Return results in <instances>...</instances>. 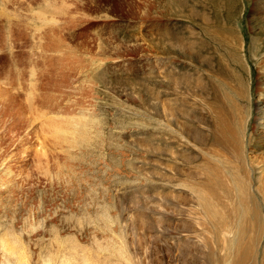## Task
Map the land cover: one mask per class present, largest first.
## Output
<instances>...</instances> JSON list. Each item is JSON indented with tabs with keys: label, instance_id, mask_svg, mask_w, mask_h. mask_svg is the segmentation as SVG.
<instances>
[{
	"label": "rangeland",
	"instance_id": "rangeland-1",
	"mask_svg": "<svg viewBox=\"0 0 264 264\" xmlns=\"http://www.w3.org/2000/svg\"><path fill=\"white\" fill-rule=\"evenodd\" d=\"M216 169L264 192V0H0V264H211Z\"/></svg>",
	"mask_w": 264,
	"mask_h": 264
},
{
	"label": "bare ground",
	"instance_id": "bare-ground-1",
	"mask_svg": "<svg viewBox=\"0 0 264 264\" xmlns=\"http://www.w3.org/2000/svg\"><path fill=\"white\" fill-rule=\"evenodd\" d=\"M235 135L234 137H236ZM235 150L238 151V148L237 149L235 148ZM241 156L242 155L240 153V157ZM215 157L214 158L212 157V159H215L216 161L219 162V160H217V158ZM225 170L226 169H224V171ZM236 170L240 175L244 176L247 174L246 166L239 167ZM256 171H260V168H257ZM225 172L223 173L220 170L216 169L214 176L213 177L210 176L209 178L208 187H205V192H207L208 195L213 196L215 199H217L216 198L218 194L217 189L218 188L219 190L220 188L223 189L222 191L224 192V196L226 200L228 201V202H225L224 206H227V207H224V210H222L223 213H219L215 210H214L215 213L213 212L212 202H211L212 200H208L204 196H201L200 199L198 200V202L200 203V209H201L199 220L202 221L206 226H208V228L211 230L210 233L212 232V236L215 235L216 237L217 235V238L214 239V247L220 250V254L221 253L223 254V255L221 254L222 255L221 256L217 254L216 253L217 250H215L212 253L214 252L216 253L217 261L213 259L214 257L213 258L210 257V258L213 259V261L215 260L214 262L218 264L220 263L222 264H264V253L260 254L259 257L256 256L257 249L260 246L259 239L261 238L262 233L264 232L263 230V227H264V208H263L264 207L263 206L264 194L263 193L264 192L261 193L257 189H253L252 186H249V185L247 186L246 183L248 182L246 181L237 180V176L239 175L237 176H235L234 174L232 175V171L228 170L227 175H224ZM224 176L227 178V182L232 181L233 183H237L234 189L225 188L227 187V185H224L226 184V182L223 183V179H225ZM211 196L209 197L211 198ZM222 200H223V197H222ZM219 206L220 204H218V208ZM196 245L198 246L200 245L199 247L204 248L201 241L198 242L197 240ZM210 261L213 263L212 260ZM204 263H207V262H204Z\"/></svg>",
	"mask_w": 264,
	"mask_h": 264
}]
</instances>
